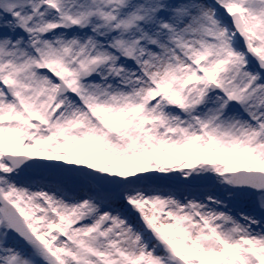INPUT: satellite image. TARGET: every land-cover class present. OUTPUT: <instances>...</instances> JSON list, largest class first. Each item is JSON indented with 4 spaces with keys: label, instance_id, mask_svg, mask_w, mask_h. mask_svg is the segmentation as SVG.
<instances>
[{
    "label": "snow or ice",
    "instance_id": "1",
    "mask_svg": "<svg viewBox=\"0 0 264 264\" xmlns=\"http://www.w3.org/2000/svg\"><path fill=\"white\" fill-rule=\"evenodd\" d=\"M0 264H264V0H0Z\"/></svg>",
    "mask_w": 264,
    "mask_h": 264
}]
</instances>
